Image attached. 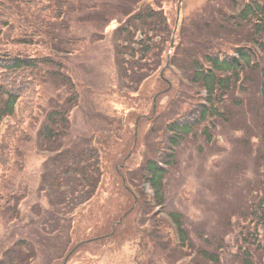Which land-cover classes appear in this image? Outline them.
Masks as SVG:
<instances>
[{
    "label": "trees",
    "instance_id": "16d2710c",
    "mask_svg": "<svg viewBox=\"0 0 264 264\" xmlns=\"http://www.w3.org/2000/svg\"><path fill=\"white\" fill-rule=\"evenodd\" d=\"M142 1L131 0L125 13L129 14L135 7L138 10L137 16L142 18V22L146 19H155L160 31L165 32L164 40L158 42L156 38L147 39L148 43L144 42L146 48L143 47V50L156 53L157 49L161 48L166 62L171 49L175 17L173 18L174 24L171 26L169 24L171 17L168 19L165 14L166 9L157 8V6L162 7L165 0H150L152 3H158L156 7L155 4H150V7L148 4H141ZM55 7L59 9V13L62 9H67L69 12L80 11L83 17L85 16L84 18L100 20L105 25L115 20L112 14L115 12L114 9H117L108 0H55L54 2L51 0H0V123L4 116H14L8 123L0 125V214L5 208L17 213V206L21 200V196L14 190L15 176L12 174V163L18 156V153L14 155V151L19 146V138L27 133L25 127L34 118L37 112L36 105L40 102L37 95L38 76L40 74L41 78L49 79V77L59 75V72L55 71V68L60 67L56 64L57 60L50 55L49 51L41 56V50L49 46L50 50L54 47L55 50L68 52V45L71 46L75 42L74 38H70L71 41L67 44V41L60 36L62 29L59 28L58 23H55ZM197 15L201 16V23L197 29H187L190 24L194 26L196 21L195 19L186 20L184 17V23L178 28L180 37L177 32L173 49V63L188 70L187 76L191 79V83L187 86L183 83L182 88L176 85L171 88L169 108L175 109L172 118L175 123L173 127L175 133L170 139L178 146L191 134L190 139H195V142H198L200 136L212 138L214 131L219 129L225 120L232 121L235 118L236 104L237 109L240 108L241 111L248 107L256 119H259L258 128H250L251 140L245 141L249 153H259L257 145L261 144V149L264 147V0H206ZM187 21H189L188 24H186ZM125 32L120 30V35ZM134 36L133 34L127 39L132 40ZM25 46L32 47V50L24 52ZM155 63L163 64L162 61H155ZM67 80L70 83L71 79ZM159 80L163 81L161 78ZM163 85L168 86L165 82ZM202 87L208 90L207 105L203 103ZM238 88L243 92L249 91L251 97L237 98ZM73 94L75 97L72 99L77 101L76 92ZM147 94L148 96L154 95L151 92ZM162 96L163 94L160 97ZM230 102L233 107L229 106ZM137 103L141 104L139 101ZM16 104L17 109L15 110ZM63 105H57V112L67 125L68 119L64 117L66 112L58 111L63 109ZM160 107V113H163L166 106L164 110L163 106ZM132 113L135 117L138 114L137 111ZM48 116L51 119H57V114L53 117L50 114ZM214 117L218 119L215 121ZM47 133H51L46 135V138H51L49 142L53 140L55 145H58L55 138L56 133L45 129L43 134ZM131 136L134 140L133 129H131ZM254 138H257V144ZM133 140L126 138L122 148L119 149L111 145V142L106 144L112 152V163L119 164L124 160L133 147ZM140 143L142 142L139 141L138 145ZM159 151L158 158L145 157L137 169L139 177L143 181L150 182L154 187L156 190L154 198L162 204V185L167 172L160 166L159 161L169 157L174 158L175 161L176 155L167 154L165 157V152L160 149ZM120 153L122 156L119 155ZM94 157L96 159L90 161L85 168L87 175H83V167H77V171L81 172L83 179L87 181L85 186L94 185L96 187L103 176L97 151ZM14 163L17 164V160ZM128 163L129 161L126 163L127 166ZM120 183L121 187L125 188L124 182L120 180ZM123 192L122 196L128 201L122 204L119 213L113 217L115 220L111 222L110 233L113 232L112 227L115 222L128 212L122 224L126 222L129 226L128 231L131 228L134 229L133 236L144 239L143 247L147 250L150 239L155 237L160 242L162 237L157 227L151 234L148 221L144 217L147 213L153 212L154 200L145 191L138 190L134 193L123 190ZM14 201L17 202L15 208L10 204ZM134 204H136L135 208L131 209ZM132 214L136 217L131 221ZM249 218H253L252 228L254 230L251 242L247 243L249 246H240L238 253L230 257L231 262L225 264H264V234L260 232V227L264 226V206H253L249 214L245 216L246 220ZM161 221L158 217L154 219L156 226L160 225ZM122 224L115 225L116 233L118 230L121 232L119 227ZM251 233L252 231L249 230L248 235L250 236ZM241 234L248 239L246 231H242ZM20 245L23 247L20 248ZM33 246L29 241L16 240L14 247H9L3 252L0 264H32L33 254H35ZM27 249L30 252L33 251V254H25L24 251ZM218 249L221 253L217 257L211 255L212 261L222 264L221 259L224 253L222 240L218 241ZM174 252L176 251L173 249L167 250L169 259L173 255L177 257Z\"/></svg>",
    "mask_w": 264,
    "mask_h": 264
},
{
    "label": "rangeland",
    "instance_id": "374dc122",
    "mask_svg": "<svg viewBox=\"0 0 264 264\" xmlns=\"http://www.w3.org/2000/svg\"><path fill=\"white\" fill-rule=\"evenodd\" d=\"M108 1H111L117 7V9H114L115 12L112 14L117 19L122 18L127 8H129V5L131 4V0ZM167 3V6L166 3H164V7L166 6V10H171L173 18L176 17L178 20V14L182 13L183 16L186 17V20L195 19L196 21L194 26L190 24L187 29H197V26H199L201 23V16L197 15V13L198 10L204 6L205 0H167ZM85 12L87 13V11ZM79 14H81L80 11L76 14H71L74 19L73 17L69 18V21H71V27L68 30L63 29L62 26H59V28L61 27L60 29H63L59 34L66 35V37L62 36L63 40L68 39L75 33H77L79 38L86 40L85 47L81 45L80 41L74 44V48L79 50L75 58L72 57L73 59H71L69 55H63L64 57L70 59L69 62L71 61L70 66L72 65L74 78L79 79L83 83L87 84V86L90 88L88 89L81 87V92L79 93V105L76 110L72 109V111H70L72 122V130L70 133L75 135L79 134V136H89L93 131H99L102 133V136H106L110 133V130H108V127L107 129L106 126L104 127V125H107V123L105 122L104 115L101 112H97V108H99L97 106L102 107V105H104L105 107H108L110 103L108 97H115L117 99L119 98L116 93L108 91V82L111 81L116 72V64H114L113 52L115 43L112 39L110 41L107 40L109 39L108 35L106 36V38L108 37L107 39L102 37V31L104 30L102 21L85 18L83 20L85 21V24L81 25V22L76 20ZM173 18L170 19L171 26L174 24ZM66 21H68V16H66ZM188 23L189 21H187L186 24ZM105 40H107L106 43L102 45L101 43L105 42ZM111 41H113L112 44ZM31 50L32 47L25 46L23 48L24 52ZM58 56L60 55L58 54ZM66 65L69 67L68 64ZM163 77L165 79H174L171 74L169 75L165 72H163ZM158 80L159 78H155L154 80L152 78L146 83H156L157 86L153 87V94L158 91L160 86H163L164 80ZM44 82H48V84H38L37 87V89L41 91L43 95L50 93L55 95L57 99L65 97V94L63 93H61L62 96L58 95L57 92L61 91L62 89L59 87V83H57L55 79L54 81L46 79ZM166 89L167 91L162 97H160L161 95L158 96V98L161 99L160 103L166 102V100L169 99L171 89L169 86H166ZM153 99L154 95L150 101L153 102ZM50 102L51 100L48 96L44 107H41L40 110H37L40 113L39 116H41L45 108V113H43L41 118H38V123L36 126L31 123L26 125V132H28L29 126H34L29 130L30 135L27 136L24 134L19 138V146L21 150L18 151V156H16L15 160L13 161L12 168L13 171L15 168V173L17 176H19L21 171L24 169V164H29V169L26 173L27 178H25V184L24 177H22L20 181L21 190L27 191L25 189L27 188L31 196L26 204L29 213L27 211L26 215H24V218L27 222L24 221L20 225L16 224L12 227H9L10 225L8 226L7 224H4L5 226H3V224L0 225V231L3 230L0 233V239L3 243L5 242L4 239L9 238L11 233H18L23 236L24 232L26 233L29 231L30 234L31 232H34V235H36L39 233L36 226H39L42 223V227H44V222H46V219L49 223V225H47L51 230L55 227V215L59 209L55 205L53 206V204H56L57 201L53 203V196L51 193L48 192L46 195L44 190L43 192L41 191L43 188V180L46 178L45 175H47L45 172L47 167L46 165L49 166V164L45 163V159H51V154H45L44 152H41L39 147L36 146V143L38 142L35 143V141H33L34 135L38 134V130L45 118L46 112L50 109ZM52 105L54 104L52 103ZM149 105H147V109L149 108ZM68 108L69 107L67 106L66 109ZM93 112H95V114ZM130 125L134 126V123L131 122ZM222 134L224 135H221L224 138L223 143H226V147L216 145L214 148V150L223 151L222 159L215 162L216 168L209 169L208 152H211V150H206L203 158H200L197 156L195 151L189 149L188 151L182 153V164L180 165L179 170H175L173 173H171L169 179H167L166 190L164 193L166 211L181 213L186 221L192 226V229L203 231L204 234L209 238H214L215 235L218 236L217 234L219 231L217 226L221 220L220 214L225 209L227 202V197L225 195L226 185L219 181V176L221 178L225 177L229 180L228 182L231 181L233 183L235 180V176L232 175L233 166L240 158L237 153H242V151L244 153L243 146H235V139L233 138L230 130L225 128L222 130ZM245 135L248 137V134ZM161 136V133H156L154 138L155 141L160 139ZM130 137L132 139L131 133ZM34 139L36 140L35 137ZM155 141H153L152 144L154 148ZM52 158L54 159V155ZM129 158H131V156ZM136 158L134 160L133 156L131 160L135 162L137 160ZM206 159L207 162H205ZM16 160L22 164V167L20 165L19 169H17L16 164L14 163ZM249 160L250 161L247 162V164H252V166L255 167L252 157H250ZM49 168L51 169V167ZM114 168H117L116 173H114L115 175L112 176L110 173L107 175V183L109 188H112L113 184L117 187L121 186L120 180L122 181V178L120 179L119 177V165L115 163ZM53 172L54 167L52 166V173L50 177L46 179V181L54 180V177H52ZM249 174L252 175L250 170ZM239 178H241V180H245L247 175H242ZM227 179H225L226 182ZM231 186L236 187V185ZM122 189L126 191L125 188L122 187ZM122 193L123 191L120 192L121 195ZM67 194L69 193L67 192ZM82 198H84V196L80 197V199ZM121 198L123 201H128V199L125 200V197L123 196ZM39 204L46 207V213L42 219H40V221H36L37 223L32 221V224L30 225L28 223V220L31 218L30 213L34 209L38 208L40 206ZM60 205L61 203H58V206L61 208V210H65L66 212L63 214V218L60 217L58 219V221H60L59 223L66 222L67 218H70L74 211V208H72V211L68 213L67 208L61 207ZM113 205L114 202L112 201L110 193L107 191L103 193L102 190L97 203H92L90 201L86 204L84 209L76 210L73 216V218H75L73 227H71V224L69 225V223H71L70 219L69 223H64L62 226H60L62 231L60 230L57 236H46V238L44 237L43 239L38 238L37 245L40 244V246H38L40 248V252H36V254H34L35 264H51L54 259L57 260V257H60L63 254V250L65 251L67 249L69 243L72 244L79 240L81 241L89 238H98L102 234L110 233V225L111 222L115 220V218H111L110 220L108 214L110 213ZM78 207L79 204L77 205V208ZM197 210H201V214ZM60 215L62 216V214ZM135 217L136 216L132 214L131 221ZM51 220H53V222ZM118 220L117 225L122 224L123 220L119 222ZM119 228H121V232L118 230L116 233L114 224L112 227L113 234L108 236V238L105 237L100 241H90L78 247L71 253L67 260L68 263L150 264L153 262L154 264H179V262L176 261L177 257L175 255H173L171 259H169V257L166 255V260H163L162 258H165V254L160 252L158 249L156 250V248H153L152 246H149L148 251H144V239L142 241H137L136 238L134 239V236L132 235L134 229L131 228V230L128 231L129 226L126 222H124ZM135 234L137 235L136 231ZM26 236H28V234ZM118 239H120L119 242ZM228 242L230 244L232 243V241ZM6 243L7 242H5L4 245H6ZM140 249L142 251L139 254ZM102 251L105 252L102 253Z\"/></svg>",
    "mask_w": 264,
    "mask_h": 264
}]
</instances>
